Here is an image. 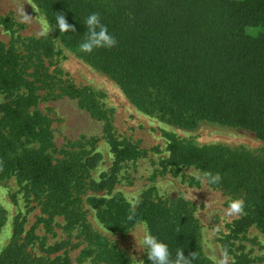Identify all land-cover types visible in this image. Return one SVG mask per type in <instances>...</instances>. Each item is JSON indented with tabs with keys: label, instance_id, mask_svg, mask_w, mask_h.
Instances as JSON below:
<instances>
[{
	"label": "trees",
	"instance_id": "obj_1",
	"mask_svg": "<svg viewBox=\"0 0 264 264\" xmlns=\"http://www.w3.org/2000/svg\"><path fill=\"white\" fill-rule=\"evenodd\" d=\"M34 1L60 42L112 78L138 109L177 127L193 129L210 122L245 129L264 141V0ZM61 12L75 32L54 28ZM91 12L100 13L117 42L85 53L79 44L83 20ZM0 23L11 32L7 42L0 41V180L15 178L27 205L32 202L40 211L36 225L51 231L61 218L62 229L68 235L75 231L74 237L81 239L72 245H83L80 260L129 264L127 253L92 227L87 210L119 235L127 233V217L134 213L173 255L183 249L186 256L195 255L192 264H213L203 252L193 202L182 196L160 197L148 188L132 204L114 192L119 168L144 156L145 150L116 136L112 117L95 93L76 86L56 65L47 38L14 35L13 23L5 17ZM64 96L102 122V136L116 165L111 172L93 176L101 159L96 138L55 144L53 119L38 104ZM167 139L165 166L196 169L229 200L244 201V211L221 241L225 252L228 240L239 238L250 226L264 233L263 154L245 147L198 145L175 135ZM217 173L221 179L213 183ZM4 213L0 206V222ZM25 219L26 214L14 218L0 264H55L59 258L50 254L69 240L47 245L34 227L25 229ZM35 244L43 254L33 251ZM246 256H235L234 264H246Z\"/></svg>",
	"mask_w": 264,
	"mask_h": 264
},
{
	"label": "rangeland",
	"instance_id": "obj_2",
	"mask_svg": "<svg viewBox=\"0 0 264 264\" xmlns=\"http://www.w3.org/2000/svg\"><path fill=\"white\" fill-rule=\"evenodd\" d=\"M2 17L13 23L14 35L47 38L54 47L56 65L68 74L76 86L87 87L95 93L100 105L112 117L116 136L129 139L145 150L144 156L119 168L114 192H120L132 204L148 188H154L157 196H160L161 191L165 192L164 197L182 196L197 206L196 216L201 226L203 252L213 264H234L235 256L241 253L247 255L246 264H264V233L255 226H250L239 238L228 240L231 245L227 252L222 248L221 241L228 236L229 224L240 214L230 213L229 205L233 200L212 188L198 170L181 168L174 171L170 166H165L169 135L198 145L216 143L228 147H245L264 155L263 140L245 129L210 122H202L193 129H185L138 109L112 78L86 63L62 44L52 28L48 35H41L44 31L42 17L46 16L34 0H0V18ZM10 36L11 32L0 23V41L7 42ZM38 107L53 119L54 141L57 146L80 137L96 138L95 148L101 159L93 171L95 178L115 168L114 155L102 136V122L81 109L76 100L64 96L42 101ZM0 206L5 212L4 219L0 222V252L11 238L14 218L18 214H26L25 229L34 227L35 233L47 245L69 240L68 245L50 254L51 257L59 258L55 264H92L89 259H79V251L83 245H72L81 239L74 237L75 231L68 235L62 229L61 218L56 219L58 224L51 231H46L42 224L36 225L40 211L32 202L27 205L23 191L13 177L0 180ZM30 207L32 208L28 211ZM87 217L95 230L114 241L128 256L135 255L137 259H145L142 252L135 250L131 233L112 234L103 227L90 209L87 210ZM32 248L36 253L43 254L37 244ZM61 258L65 260L62 261Z\"/></svg>",
	"mask_w": 264,
	"mask_h": 264
},
{
	"label": "clouds",
	"instance_id": "obj_3",
	"mask_svg": "<svg viewBox=\"0 0 264 264\" xmlns=\"http://www.w3.org/2000/svg\"><path fill=\"white\" fill-rule=\"evenodd\" d=\"M44 31L41 35H48L49 26L46 17H42ZM56 26L60 33L75 32L74 25L67 22L63 12L56 13ZM85 31L80 41L79 48L82 52L91 53L95 49L110 48L117 42L114 32L102 22L100 13L91 12L83 20ZM221 177L217 173L212 176L213 183H218ZM161 197L165 196V192L161 191ZM244 201L235 199L229 205V211L232 214H239L244 211ZM127 223L131 225L127 232L131 233L134 238V247L137 252H142L145 259H137L135 255H129L128 260L131 264H192L196 259L193 253L189 256L184 254L183 249H178L173 255L169 245L154 234L151 226L147 221L137 220L135 214H129ZM124 228V225H121ZM125 229V228H124Z\"/></svg>",
	"mask_w": 264,
	"mask_h": 264
}]
</instances>
